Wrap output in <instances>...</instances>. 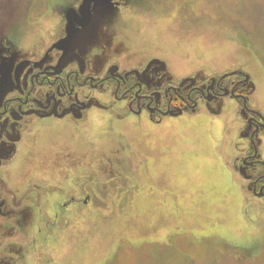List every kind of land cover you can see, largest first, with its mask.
Returning <instances> with one entry per match:
<instances>
[{
  "label": "flooded vegetation",
  "instance_id": "flooded-vegetation-1",
  "mask_svg": "<svg viewBox=\"0 0 264 264\" xmlns=\"http://www.w3.org/2000/svg\"><path fill=\"white\" fill-rule=\"evenodd\" d=\"M17 1L15 7L0 6V264L44 261L36 257L42 242H22L20 210L48 222L46 211L58 208L49 231L64 224L77 199L69 198L68 182L79 184L85 166L79 164L75 177L59 181L53 179L55 158L82 155L85 133L103 115L110 118L104 139L124 143L118 146L126 155H158L161 149L160 141L143 150L131 148L117 126L129 118L144 135L167 124L180 132L176 124H209L208 137L198 141L192 129L165 154L205 155L203 164L209 166L201 170L239 178L234 186L257 201V221L264 226V113L246 68L205 72L197 57L178 48L179 27L165 26L168 10L151 0H62L57 12L46 9L40 19L24 23L28 31L21 30ZM165 40L178 48L173 60L165 56ZM142 142L147 145V138ZM180 145L181 153L176 151ZM55 189L58 199L69 200L54 201ZM81 204L86 205L85 197ZM50 244L47 240L41 250L45 264L52 263Z\"/></svg>",
  "mask_w": 264,
  "mask_h": 264
},
{
  "label": "rangeland",
  "instance_id": "rangeland-1",
  "mask_svg": "<svg viewBox=\"0 0 264 264\" xmlns=\"http://www.w3.org/2000/svg\"><path fill=\"white\" fill-rule=\"evenodd\" d=\"M13 1L0 0V6H17ZM17 2L21 30L28 31L24 23L40 19L46 9L49 14L57 12L63 1ZM151 2L156 8L168 10L165 26L179 27L178 48L187 53L185 56L197 57L205 72L238 65L246 68L255 80L254 98L264 113V0ZM168 42L165 40V56L173 60L178 48ZM176 125L181 132L167 124L149 129V134L144 135L133 128V118L117 123L131 148L143 150L161 142L158 155H126L118 146L122 142L112 141L115 137L104 139L110 131V118L103 115L101 122L85 133L82 155L55 158L53 179L68 181L75 177L73 170L79 164L85 166V173L79 184L77 179L68 182L74 188L68 191L69 198L76 195V204L66 211L64 224L57 232L49 231V223L58 208L46 209L49 223L39 219L42 216L37 213L20 210L22 234L25 233L22 242L31 239L43 244L37 248V260H44L39 264L46 263L41 250H46L47 240L53 241L48 246L51 264H264V226L257 221V201L234 186L239 178L201 170L209 166L203 164L205 155L165 154L167 149L184 142L182 138L190 136L192 129L198 141L208 137L210 125ZM220 128L221 123L213 130ZM99 133L100 139L92 138ZM174 135L179 141L169 146ZM145 137L147 145L142 142ZM180 147L176 150L179 153L183 152ZM115 152L124 154L113 155ZM23 157L28 160V156ZM55 191L54 201L69 200L65 195L58 199ZM84 197L86 205L82 206ZM39 228L41 232L37 233Z\"/></svg>",
  "mask_w": 264,
  "mask_h": 264
}]
</instances>
